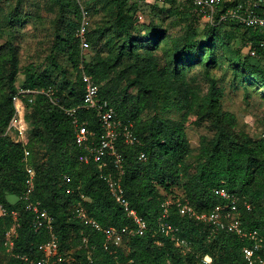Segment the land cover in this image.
Instances as JSON below:
<instances>
[{
	"label": "trees",
	"instance_id": "1",
	"mask_svg": "<svg viewBox=\"0 0 264 264\" xmlns=\"http://www.w3.org/2000/svg\"><path fill=\"white\" fill-rule=\"evenodd\" d=\"M83 1L87 10L104 11L105 18L96 29L85 30L81 42L79 0H52L55 13L60 14L63 36L56 41L49 58L66 86L32 64L23 69L24 78L17 86V52L11 45L0 46V203L6 209V214L0 216L3 264H28L23 257H44L42 245L49 238L46 229L33 228L34 215L21 200L28 179L25 150L30 153L27 163L34 169L30 199L39 202L52 217L58 240L57 255L50 257L48 264H245L241 255L245 241L234 234L222 231L213 235L204 222L181 215L172 205L168 221L186 239L188 246L183 248L159 232L158 218L160 204L167 198L185 200L197 213H209L223 201L215 189L224 186L251 206L247 211L240 205L243 227L264 235V133L255 140L237 127L235 115L222 106V89L209 73L218 60L225 61L240 83L264 90V64L258 60L264 57V51L257 48L258 58L249 55V43L257 46L262 34L235 21L206 23L202 32L189 23L179 34L145 21V14L154 15L156 11L176 16L179 3H184L187 10L195 8L187 0H153L148 12L142 7L144 0ZM241 1L225 0L219 12ZM18 7L7 16L9 22L22 20ZM194 13L201 19L197 11ZM258 14L264 16V2ZM237 37L242 42L240 46L235 45ZM97 43L100 46H95ZM245 46L248 55L243 53ZM83 48H90L93 54L85 56ZM60 51L67 55L74 80L56 62ZM158 51L162 53L160 57ZM197 65H203L209 82L203 95L187 77ZM82 72L92 76L99 87V98L113 106L120 119L133 122L139 139L134 145L119 144L124 168L121 184L130 208L146 221L147 228L142 235L125 236L111 251L103 247L104 234L75 214L81 205L103 227L133 226L132 218L100 177L102 170L113 171V164L106 158L100 169L92 160H78L83 150L75 144L71 120L60 108L81 103ZM19 88L44 92L51 88L48 95L36 93L23 98L30 125L25 142L14 140L16 130L6 132L15 114L12 97ZM262 96L264 99V93ZM50 97L57 99V104ZM158 108L162 112L180 111L181 118L160 116ZM150 109L155 110L154 114L143 117ZM188 114L195 116L196 124L206 123L212 132L211 137L201 138L196 155L191 154L185 133ZM78 116L88 120V127L99 133L93 110L80 109ZM139 152L145 153V160L137 158ZM9 196H14L15 201H10ZM12 226L15 232L10 237V248L6 233ZM206 255L210 262H204Z\"/></svg>",
	"mask_w": 264,
	"mask_h": 264
},
{
	"label": "built area",
	"instance_id": "2",
	"mask_svg": "<svg viewBox=\"0 0 264 264\" xmlns=\"http://www.w3.org/2000/svg\"><path fill=\"white\" fill-rule=\"evenodd\" d=\"M146 1V0H145ZM153 1V0H152ZM195 7L201 18L208 24L214 25L221 22L235 21L245 28H252L258 30L263 39H260L257 46L249 43V55L257 57V48L264 51V16L258 14V9L263 4L264 0H243L235 7L228 8L220 11V6L225 0H187ZM141 18V16H139ZM217 20V21H216ZM85 31L84 23L78 29V35L81 37V42L84 41L83 34ZM83 83V95L81 103L73 107L60 106L62 111L71 120L74 129V142L78 145L83 152L79 153L78 160L82 163L94 161L99 164L102 169L105 164V159L113 164L114 170L111 172L100 173L101 179L106 183L107 189L112 197L118 202L127 215L132 218L133 226L124 225L121 228L113 226L103 227L92 217L88 216L83 206L78 205L75 209L76 217L83 223L92 226L95 230L104 234L105 240L103 247L111 251V247H118L125 236L142 235L144 234L147 223L136 212L130 208L129 202L125 197V191L121 184V176L123 174V156L119 149V144L134 145L139 142L137 135L134 133V125L132 121H123L120 119L113 106L106 100H101L98 96V85L91 75L82 72L81 75ZM51 91L49 88L46 92L43 90H29L18 89V93L12 97L15 106V114L11 119L6 132L10 133L11 130H16L12 134L15 141L25 142L24 127L20 122L23 118L20 114V109H24L23 98L28 95L36 93H48ZM31 101V99H29ZM53 104H57V99L50 97ZM19 106V107H18ZM80 109L93 110L95 118L99 125V133L88 127V120L80 119L78 112ZM21 116V117H20ZM30 153L25 150L23 161L27 171V191L22 195L21 200L24 201V207L27 211L31 212L33 216V228L35 230L46 229L49 233L48 240L42 245L45 251L44 257L29 260L23 257L28 264H48L49 258L57 255L58 240L53 231L52 217L48 212L40 207L39 202H33L30 195L33 190V176L34 169L27 163ZM137 158L140 161L146 159L144 152H139ZM217 195L223 200L218 203L209 213H197L194 208L185 200L170 198L165 199L160 204V215L158 218V230L160 233L169 237L176 246L186 248L188 243L186 239L177 234V227L168 221L170 206L175 205L181 215H186L197 221H202L208 225L211 234L218 232H227L234 234L240 239L245 241L241 247V255L245 264H264V235L260 234L256 229H245L240 220V205L247 211L251 206L235 193L229 192L224 186L215 189ZM6 214V209L0 203V216ZM14 219L16 213L13 212ZM14 226L6 233L8 245L11 248L12 242L10 237L14 234ZM85 241V239H84ZM111 248V249H110ZM209 256H204V262H210Z\"/></svg>",
	"mask_w": 264,
	"mask_h": 264
},
{
	"label": "rangeland",
	"instance_id": "3",
	"mask_svg": "<svg viewBox=\"0 0 264 264\" xmlns=\"http://www.w3.org/2000/svg\"><path fill=\"white\" fill-rule=\"evenodd\" d=\"M89 1L90 3L92 2V0ZM79 2L82 10L81 24L84 23L86 31L96 29L103 24L105 18L104 11L100 10L96 13L92 9L87 10L85 1L79 0ZM144 2L145 4L142 7L145 11H150L148 5L153 1L144 0ZM178 2H183V0H178ZM183 4L179 3L180 12L176 16L167 17L164 13L156 11L154 15L152 13L145 14V21L167 27L170 32L176 34L183 31V26L193 23L197 30L202 32L206 22L202 18L197 19L194 13L196 11L195 8L187 10L183 8ZM18 6L22 11V20L15 19L9 22L10 20L7 16ZM55 12L56 9L52 7V0H0V46L11 45L17 52L20 69L16 82L17 86L21 84L24 78L22 73L23 69L29 64L37 66L38 70H44L52 75L61 86L67 85L64 79L59 76V72L54 70L49 58L55 49L56 41L63 36L60 14ZM63 16L68 17L69 15L63 13ZM141 26L140 23L138 27ZM241 44L240 38L237 37L235 45L240 46ZM95 46L100 45L97 43ZM242 49L243 53L248 55L246 46ZM82 52L85 56L93 54L90 48H83ZM103 53L106 52L104 51ZM56 55V62L66 69L69 79L74 80V72L67 60L66 53L60 51ZM157 55L160 57L162 53L158 51ZM258 60L264 64V57L258 58ZM209 73L222 89V106L225 110L235 115L237 127L248 133L253 139H260L264 133V99L262 96L264 90L257 86L240 83L239 79L234 76L225 61L218 60L213 67L209 68ZM187 77L199 94L203 95L207 92L209 82L204 75L203 65L194 67L188 73ZM132 91L134 93L135 88ZM27 112L28 109L24 107L21 114L23 121L20 122L25 130L23 135L25 138H27L30 129V125L25 118ZM154 112V109H150L143 117L153 115ZM158 113L164 117L181 118V112L174 109L168 112H162L158 108ZM184 125L191 154L196 155L201 144V138L203 136L211 137L212 132L208 129L206 123L196 124L193 114H188ZM177 190L179 189L177 188ZM9 200L14 202L15 197L9 196ZM41 254L43 256L45 255L43 249H41ZM68 259L71 260V258H66V260ZM3 262L4 260L0 255V264H3Z\"/></svg>",
	"mask_w": 264,
	"mask_h": 264
},
{
	"label": "crops",
	"instance_id": "4",
	"mask_svg": "<svg viewBox=\"0 0 264 264\" xmlns=\"http://www.w3.org/2000/svg\"><path fill=\"white\" fill-rule=\"evenodd\" d=\"M22 111H23V110H22V109H20V114H22ZM20 117H21V116H20Z\"/></svg>",
	"mask_w": 264,
	"mask_h": 264
}]
</instances>
